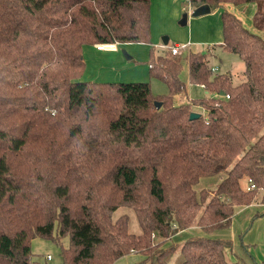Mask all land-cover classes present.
Masks as SVG:
<instances>
[{"label": "trees", "instance_id": "obj_1", "mask_svg": "<svg viewBox=\"0 0 264 264\" xmlns=\"http://www.w3.org/2000/svg\"><path fill=\"white\" fill-rule=\"evenodd\" d=\"M250 2L254 29L222 11L221 46L245 63L239 82L214 72L209 49L151 47L150 78L167 86L154 93L151 80L82 79L85 44L152 42V0H0V264H43L37 237L60 245L63 264H114L132 251L169 264L179 250L177 264H242L213 233L260 189L264 203V0H190ZM184 61L207 94L176 103ZM224 171L214 190L196 189ZM123 206L140 232L128 213L114 216ZM195 225L201 233L167 243Z\"/></svg>", "mask_w": 264, "mask_h": 264}, {"label": "crops", "instance_id": "obj_2", "mask_svg": "<svg viewBox=\"0 0 264 264\" xmlns=\"http://www.w3.org/2000/svg\"><path fill=\"white\" fill-rule=\"evenodd\" d=\"M246 4H250L252 6L251 13L253 15L254 12L256 11V3L250 2ZM229 7L230 5L223 4L221 7H218V9L215 10L214 12L211 10L210 13L203 14L197 17L192 15V11L194 8L192 7L189 0H152L151 3L152 42L151 43L116 42V43H102V44H98V43L85 44L83 46V57L86 62V67L82 79L84 80L88 79L94 81L151 80L150 71H149L150 69L149 67H147V65H143L141 67L138 65H134L131 62L132 59L136 57L139 59L140 57L141 58L144 57L148 60L149 52L151 51L150 47H153L155 52L159 54L169 50L171 51V46L174 44L183 43L184 45H186L185 47H187L189 51L209 49L210 60H211L213 57H217L216 44L221 45L223 43L224 35H223L222 11L224 8L228 9ZM235 11L237 12V10ZM241 11L244 10L241 9ZM184 13H188L187 22L185 24L181 22ZM236 14L239 15L238 13ZM166 25L169 26V29L166 28ZM159 31L168 33L170 35V39L168 37H164L165 39L158 38L157 33ZM86 49L89 50L88 53L85 51ZM122 51H127L128 54L130 55L126 58L122 54ZM91 63L95 65V68L89 71V67ZM215 68L216 70L220 69V71L216 73H220V72L233 73V71L230 69L222 70L221 66H216ZM137 69H140V73L138 75L141 78L124 77V73H128L129 74L128 77H131L130 71H135ZM188 71H189V65H188ZM87 73H89V77H86V75H88ZM92 74H96V75H92ZM110 75L112 77H109ZM183 81L185 82L184 79ZM189 87L185 82L183 91L175 96L176 103L192 102L194 98H191V96L189 95ZM165 90L167 92L166 84L164 91ZM164 91L158 93H165ZM205 91H206L205 92L206 95L207 90L205 89ZM223 177L224 176L219 178L217 183H219ZM191 231H194V234L201 233L200 228L195 225L190 228L180 230L178 233L173 235L167 243H170L172 240H175V243L180 245L189 236L193 235L191 234ZM185 232H188V234H184ZM179 235H182V237L180 238ZM262 260H264V256L259 261ZM114 264H144V255L132 251L117 259Z\"/></svg>", "mask_w": 264, "mask_h": 264}, {"label": "rangeland", "instance_id": "obj_3", "mask_svg": "<svg viewBox=\"0 0 264 264\" xmlns=\"http://www.w3.org/2000/svg\"><path fill=\"white\" fill-rule=\"evenodd\" d=\"M225 4L230 5V7L228 8L229 10H233L234 13H238L239 14L238 16L242 17V20L247 27L254 29L253 15L251 13L252 6L250 4H246V3L243 4L225 3ZM217 9L218 8H215L212 11L214 12ZM241 9L244 11H241ZM235 10H237V12ZM166 28L169 29V26L166 25ZM260 34L264 36V30L260 31ZM157 37L160 39H163L164 37H168L170 39V35L168 33L161 31L157 33ZM216 47H217V57H213L211 59V64H213L212 67L214 66L213 68H215L216 66H221L222 70H226V69L232 70L234 74V82H239L241 80L240 77H242V73L245 68V63L243 59L238 54L232 53L227 49L223 48L220 44H216ZM85 51L87 53L89 52V50L87 49ZM188 51L189 50L187 47H182L181 53L179 54L185 55ZM122 54L126 58L130 55L128 54L127 51H122ZM150 54L151 51L149 52L148 60L144 57L142 58L140 57V59L136 57L133 58L131 62L134 65H138L141 67L143 65H147V67H149L150 69V64H149ZM93 68H95V65L91 63L89 67V71H91ZM219 71L220 69L214 70L215 73ZM139 73H140V69H137L135 71H130L131 77H128L129 76L128 73H124V77L141 78L138 75ZM87 74L88 75H86V77H89V73ZM92 75H96V74H92ZM109 77L112 76L110 75ZM181 77L182 79L185 80L188 87L190 86L189 95L191 96V98H198L200 96L205 95L206 91L203 85L193 83L190 81L188 64L186 61L183 62L181 68ZM151 82H152L151 86L154 93L164 91L165 84L162 80L157 78H152ZM164 92H166V90ZM194 109H198V108L195 106ZM200 110L202 111V109ZM226 174L227 172L224 171L221 174L202 176L200 178L199 183L196 185V189H198L199 191L202 188H208L210 190H214L218 184L217 183L218 179ZM261 194H262V190L260 189L258 190L256 200L253 203L249 205L241 206L239 209L236 210L233 216L232 223L229 227L216 230L213 233L216 236L231 239L232 247L226 250V254H227L226 256L229 260L232 261L240 260L242 264H246V263L248 264V263H253V261L255 260L259 261L264 256V215L260 214L264 212V203L260 202ZM122 213L129 214V225L131 231L140 232L141 227L138 222V218L136 216L134 209L126 206L119 207L115 211L114 216L117 217ZM184 234H188V232H185ZM191 234H194V231H191ZM179 237L181 238L182 235H179ZM63 242L64 245H68V238H64ZM171 242L175 243V240H172ZM32 243L34 249L33 252H35L34 258L36 260H38L43 264H63V259L61 256V247L59 244L53 242L52 240L44 239L41 237H37L32 241ZM48 254H51L52 256L51 259H47ZM181 260H182V256L179 250L176 254H174L173 257H171V259L169 260V264H177L181 262Z\"/></svg>", "mask_w": 264, "mask_h": 264}, {"label": "water", "instance_id": "obj_4", "mask_svg": "<svg viewBox=\"0 0 264 264\" xmlns=\"http://www.w3.org/2000/svg\"><path fill=\"white\" fill-rule=\"evenodd\" d=\"M210 11H211V6L209 4H202V5H200L198 7H195L193 9L192 15L193 16H199V15H203V14L209 13ZM187 18H188V13H184L183 18L181 19V22L183 24H185L187 22ZM155 103H156V105L158 107H160L162 105L161 101H156ZM199 115H200V113H198V112H192L191 113V117L192 118H194L196 116H199Z\"/></svg>", "mask_w": 264, "mask_h": 264}, {"label": "built area", "instance_id": "obj_5", "mask_svg": "<svg viewBox=\"0 0 264 264\" xmlns=\"http://www.w3.org/2000/svg\"><path fill=\"white\" fill-rule=\"evenodd\" d=\"M185 46L186 45H184V44H174V45L171 46V52L173 54H179V53H181V48L185 47ZM213 70H216V68H213ZM202 85L204 86V84H202ZM227 96H229V95H227ZM251 186L254 187L255 185L252 184ZM51 258H52L51 254H48L47 255V259H51Z\"/></svg>", "mask_w": 264, "mask_h": 264}]
</instances>
